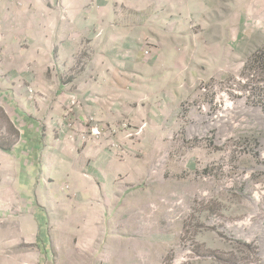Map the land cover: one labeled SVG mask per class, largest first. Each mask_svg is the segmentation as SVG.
<instances>
[{"label":"rangeland","instance_id":"rangeland-1","mask_svg":"<svg viewBox=\"0 0 264 264\" xmlns=\"http://www.w3.org/2000/svg\"><path fill=\"white\" fill-rule=\"evenodd\" d=\"M151 1L142 55L135 64L124 59L135 98L124 143L146 169L96 193L66 187V200L106 201V230L93 220L91 230H59L52 217L44 264H264V0H178L176 8ZM89 46L80 41L77 54L59 59L66 82L85 77L80 69L89 65L106 69ZM25 184L2 186L0 199L19 203L17 218L0 216V264L36 261L35 234L21 231Z\"/></svg>","mask_w":264,"mask_h":264},{"label":"crops","instance_id":"crops-1","mask_svg":"<svg viewBox=\"0 0 264 264\" xmlns=\"http://www.w3.org/2000/svg\"><path fill=\"white\" fill-rule=\"evenodd\" d=\"M159 1L164 8L178 6V0ZM147 5L150 9L153 2L0 0V195L2 186H18L19 181L29 186V194H23L29 201L20 207L21 231L36 237L31 247L36 261L29 259V264H44L51 258L52 245L45 235L52 217L57 220L53 227L59 230L64 224L91 230L89 220L95 221L97 232L106 230V201L90 195L66 200L62 194L66 187L96 193L92 188L124 184L128 173L146 169L145 159L131 156L130 146L124 143L135 99L129 89L133 69L124 59L135 64L142 55L145 33L140 24L147 21ZM98 29H103V37L97 38ZM83 40L105 57L106 69L89 65L80 69L85 77L66 82L62 75L67 69L59 59L70 60ZM33 69L42 74L40 83ZM94 130H100V137L94 138ZM19 170L29 174L18 178ZM7 193L13 194L11 189ZM18 203L0 199V216L17 218L12 207ZM43 232L45 240L40 244Z\"/></svg>","mask_w":264,"mask_h":264},{"label":"built area","instance_id":"built-area-1","mask_svg":"<svg viewBox=\"0 0 264 264\" xmlns=\"http://www.w3.org/2000/svg\"><path fill=\"white\" fill-rule=\"evenodd\" d=\"M92 134H93L94 136H98V135H100L101 133L99 132V130H94V131L92 132Z\"/></svg>","mask_w":264,"mask_h":264}]
</instances>
